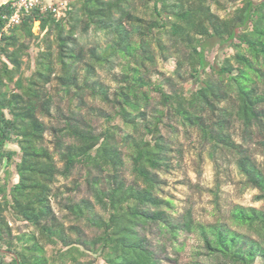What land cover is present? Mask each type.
Returning a JSON list of instances; mask_svg holds the SVG:
<instances>
[{
    "label": "trees",
    "instance_id": "trees-1",
    "mask_svg": "<svg viewBox=\"0 0 264 264\" xmlns=\"http://www.w3.org/2000/svg\"><path fill=\"white\" fill-rule=\"evenodd\" d=\"M10 2L0 5V264H82L90 256L98 264H161L145 234L151 227L172 238L179 231L197 229L205 259L189 264H264V209L231 207L228 221L234 228L219 219L195 224L190 211L177 223L167 211L169 202L157 195L158 172L168 167L161 131L173 119L184 128L197 129L203 139L232 155L246 186L258 191L255 201H264V168L251 149L257 147L264 156V0H235L230 10L211 0L223 16L211 9L208 0H143L148 20L134 15L132 0H70L65 18L34 8L5 30L13 13ZM125 23L141 33L140 43L128 37ZM80 26L84 32L90 27L116 32L119 42L111 48L124 57H134L140 48L146 53L153 34L166 35L183 49L177 54L176 71L180 75L188 67L194 89L170 81L153 84L134 68L132 75H123L121 82L126 85L114 99L115 110L106 115L108 126L100 133L80 113L68 109L70 117L55 130V153L63 163L59 169L54 154L43 144L46 128L38 115L49 113L50 99L43 85L53 74L52 42L65 67L60 80L68 89L76 86L62 57L76 58L67 48ZM41 34L44 50L36 57L32 76L23 80L20 69L22 57L28 54L27 41L38 40ZM213 45L232 54L220 64L211 63L206 53ZM110 57V51L94 54L100 65ZM149 92L157 98L153 115L147 112L152 101ZM101 96L107 102L104 92ZM80 107L76 106L79 112ZM114 119L120 121L124 135H119V127L109 125ZM232 122L241 126L239 143L227 131ZM127 163L130 183L123 173ZM76 167L102 210L98 213L87 200L67 205L73 219L91 230L88 237L78 226L66 227L50 203L57 177H67ZM6 212L35 232L13 242Z\"/></svg>",
    "mask_w": 264,
    "mask_h": 264
},
{
    "label": "rangeland",
    "instance_id": "rangeland-1",
    "mask_svg": "<svg viewBox=\"0 0 264 264\" xmlns=\"http://www.w3.org/2000/svg\"><path fill=\"white\" fill-rule=\"evenodd\" d=\"M6 1L8 0H0V5ZM218 1L227 10L232 9L235 4V0ZM253 1L260 2L262 0ZM69 2L70 0H65L67 10ZM132 3L134 15L148 20L143 0H132ZM208 4L218 15H224L223 11L216 10L211 0H208ZM67 10L61 9L60 16H55V18H65ZM124 28L126 31H130L128 37L133 42L140 43L142 36L140 32L132 31L131 26L127 23L124 24ZM42 37L43 34L39 36L38 40L27 41L29 50L27 56L22 57L20 69L23 80L32 76L36 57L40 51L44 50L45 43L41 39ZM52 38L53 36L50 35L48 39L52 41ZM148 40L150 42L146 53H142L143 49L140 48L134 57H124L111 48L119 42L116 32L94 27H90L84 32L80 26L67 48L69 55L76 58L62 57L70 65V71L76 78V86L69 89L60 80L61 77H65V67L60 62L59 48L52 42L53 74L50 81L43 85L46 96L50 99L49 113L47 115L39 114L38 118L46 128L43 144L54 154V160L59 169L62 168L63 163L55 153L57 136L55 130L63 125L66 118L70 117L68 109H72L75 115L80 113L78 116L81 115L92 125L96 133H100L105 126H108V123L104 122L106 115H112L115 110L114 99L121 88L126 85L121 82L123 75H132L134 68H139L141 71L139 75L153 84L167 85L171 82L182 85L184 88L194 89V81L189 78L188 67L185 66L181 69L180 75L176 71L177 54L182 53L183 49L175 46L166 35L153 34ZM158 41L165 49L162 50L158 47ZM109 51L111 57L108 62L103 65L98 64L94 54L100 56ZM231 54L232 50H220L214 45L206 53L208 60L215 64H220L225 56ZM38 85L41 90L42 85L40 83ZM10 88L14 92H18L13 86ZM102 92L105 93L107 102L102 99ZM149 94L152 101L147 107V112L149 115H153L154 108L158 107L157 98L154 92H149ZM78 105L81 106L80 112L76 108ZM219 106L223 107L225 104ZM168 123L171 126L165 127L161 131L168 147L166 155L168 167L158 172L160 185L157 195L169 202L167 211L175 222L180 223L182 216L187 211H190L195 224L208 225L215 223L218 219L228 221L229 210L235 205L264 209V201H255L254 197L258 191L246 186L245 178L240 174L232 155L220 150L221 148L214 146L211 141L203 139L197 129L184 128L173 119H169ZM109 125L119 127V135H124L120 121L114 119ZM227 131L235 142H241V126L238 122L230 123ZM68 140L65 138V142ZM7 147L16 148L11 145ZM251 149L257 163L264 168V156L260 149L255 146H251ZM11 171L13 172L11 174L13 181L17 182L13 167ZM123 173L126 181L130 183L133 178L128 163L124 166ZM83 176L80 167L74 168L67 177L58 176L52 185L53 192L50 203L54 214L66 227L72 229L78 226L79 232L88 237L91 236V230L86 227L84 222H77L73 219L67 209L69 202L79 203L82 200H87L94 205L98 213H102L99 206L95 204L92 190L84 182ZM5 216L12 229L13 242L16 243V238L21 235H30L35 232L31 225L14 221L9 212H6ZM229 225L233 227L230 222ZM145 234L157 251L161 264H189L193 260L205 259L201 254L203 252L202 241L197 229L189 233L179 231L175 238L161 232L156 227L147 228ZM47 250L50 252L51 248L48 247ZM94 259L95 256H90L86 261H82V264H98L94 262Z\"/></svg>",
    "mask_w": 264,
    "mask_h": 264
},
{
    "label": "built area",
    "instance_id": "built-area-1",
    "mask_svg": "<svg viewBox=\"0 0 264 264\" xmlns=\"http://www.w3.org/2000/svg\"><path fill=\"white\" fill-rule=\"evenodd\" d=\"M10 6L13 13L7 20L5 30L20 22V17L23 13H28L36 8L41 13L50 12L53 16H60L61 9H66L67 3L65 0H10ZM6 3V2H4ZM64 16V14H63Z\"/></svg>",
    "mask_w": 264,
    "mask_h": 264
}]
</instances>
